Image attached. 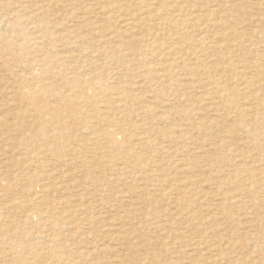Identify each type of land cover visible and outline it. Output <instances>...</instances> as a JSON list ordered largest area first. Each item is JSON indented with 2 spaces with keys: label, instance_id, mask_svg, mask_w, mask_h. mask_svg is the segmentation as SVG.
Listing matches in <instances>:
<instances>
[{
  "label": "rangeland",
  "instance_id": "374dc122",
  "mask_svg": "<svg viewBox=\"0 0 264 264\" xmlns=\"http://www.w3.org/2000/svg\"><path fill=\"white\" fill-rule=\"evenodd\" d=\"M9 1L0 264H264V0H165L197 55L153 0H51L42 24L13 10L47 0Z\"/></svg>",
  "mask_w": 264,
  "mask_h": 264
},
{
  "label": "bare ground",
  "instance_id": "6f19581e",
  "mask_svg": "<svg viewBox=\"0 0 264 264\" xmlns=\"http://www.w3.org/2000/svg\"><path fill=\"white\" fill-rule=\"evenodd\" d=\"M1 1V0H0ZM11 1V0H10ZM9 1V2H10ZM16 1V0H15ZM40 1V0H39ZM58 1V0H57ZM93 1V0H92ZM97 1V0H96ZM150 1H152V0H150ZM168 1V0H167ZM4 2V1H3ZM8 2V3H9ZM26 2V1H25ZM153 2L156 4H158V6H159V9H157L158 10V12L156 13V14H151L152 15V18H150V17H148V18H145V21H153L152 22V27L153 28H156L157 26H160V24L161 23H165V25H167V26H170V27H172V28H174V29H172V31H174L175 30V35L176 36H178V41H175V42H177V43H179L181 46H183V47H186L188 50H190V53L192 54V55H197V53H196V51L190 46V45H188L187 44V42L184 40V36H183V32H182V29L184 28V24L182 23V20L180 21L179 19H178V16H177V9H175V7L174 6H172V8H170V7H168L167 5L168 4H166V2H165V0H153ZM219 2V1H218ZM2 3V2H1ZM7 3V4H8ZM10 3H12V2H10ZM43 3V2H42ZM105 3V2H104ZM107 3V2H106ZM3 4V3H2ZM6 4V5H7ZM18 4V8L17 9H15V10H13V11H15L16 13H17V16H19V17H22L24 20H32L33 18H36V20H37V17L39 18V22H38V24H42V17H45L46 15H49V16H51L52 18L54 17V13H51L52 11L50 10V8H52V6H53V4H54V2L52 1L51 2V0H47V3L46 4H42L41 6L40 5H38L37 7H36V10L35 11H28V12H26L24 9H28V6L25 8L23 5H21V4H19V3H17ZM26 4H28V3H26ZM10 5H12V4H10ZM9 5V6H10ZM106 5V4H105ZM105 5H104V7H105ZM111 6H112V4H110ZM109 5V7H110V9H111V6ZM170 5V4H169ZM216 5H218V3L216 4ZM99 6H100V4H99ZM103 7V6H102ZM121 7V6H120ZM11 8V7H10ZM96 8V7H95ZM100 8V10H99V14H102L103 16H104V14H105V9L104 10H102L101 11V9H103V8H101V7H99ZM122 8V7H121ZM177 8V7H176ZM14 9V8H13ZM53 9V8H52ZM109 9V10H110ZM112 9H115L114 7L112 8ZM124 9V8H123ZM6 10H8V9H6ZM108 10V11H109ZM117 10H118V8H117ZM177 10V11H176ZM203 10V9H202ZM51 11V12H50ZM87 11V10H86ZM90 11V10H89ZM95 11H98V10H95ZM107 11V10H106ZM111 11V10H110ZM123 11V10H122ZM180 11H182V9L180 10ZM180 11H179V13H180ZM184 11V10H183ZM53 12H54V10H53ZM88 12V11H87ZM91 12H94V10L92 9L91 11H90V13ZM113 12V11H112ZM116 12V11H115ZM126 12H128V11H126ZM9 13V12H8ZM89 12H88V15L90 14ZM107 13V12H106ZM111 12H109V14H110ZM129 13V12H128ZM128 13H126V14H128ZM131 13V12H130ZM182 13V12H181ZM193 13V12H192ZM75 14V15H74ZM73 15H74V17L77 15V13H74ZM80 14V13H79ZM133 14V13H132ZM196 14V13H195ZM45 15V16H44ZM72 15V14H71ZM83 15V14H82ZM96 15V14H95ZM119 15V14H118ZM138 14H134V15H129V17H133V16H137ZM150 15V16H151ZM182 15V14H181ZM56 16V15H55ZM59 16H61V15H59ZM78 16V15H77ZM76 16V17H77ZM87 16V15H86ZM91 16H93L92 14H91ZM107 16V15H106ZM111 16V15H110ZM124 16H126V15H124ZM138 16H140V15H138ZM142 16V15H141ZM84 17H85V14H84ZM88 17V16H87ZM95 17V16H94ZM142 17H144V16H142ZM42 18V19H41ZM48 18V17H47ZM80 18H81V15H80ZM117 18V17H116ZM120 18V17H119ZM122 18H124V17H122ZM140 18V17H139ZM79 19V18H78ZM87 19V18H86ZM89 19V18H88ZM193 19V18H192ZM92 19L90 18V21H91ZM131 20V18H129V20L127 19V18H125V19H123L122 21L123 22H126V21H130ZM161 20L163 21V22H161ZM5 21V20H4ZM21 21V20H20ZM49 21V20H48ZM89 20H87L86 22H89V23H91ZM99 21H101L100 19H99ZM98 21V22H99ZM121 21V20H120ZM131 21H134V20H131ZM138 21H140V20H138ZM144 21V22H145ZM198 21V20H197ZM19 22V21H18ZM80 22V21H79ZM85 22V21H84ZM105 22V21H104ZM141 22V21H140ZM143 22V23H144ZM3 23V22H2ZM30 23V22H29ZM51 23H52V21H51ZM1 24V23H0ZM4 24V23H3ZM21 24V23H20ZM87 24V23H86ZM92 24V23H91ZM90 24V26H93V25H91ZM96 24H97V22H96ZM100 24V23H99ZM127 24V23H126ZM138 24V23H137ZM136 24V25H137ZM191 24V23H190ZM30 25V24H29ZM44 25V24H43ZM82 25V24H81ZM95 25V24H94ZM139 25V24H138ZM164 24H163V26H165ZM4 26V25H3ZM27 26V25H26ZM79 26V25H78ZM89 26V25H88ZM87 26V27H88ZM101 26V25H100ZM100 26H94L93 28H91V29H94L95 31H98L99 32V35H100V33H101V30L104 32V33H101L103 36H105L106 34H105V29L103 28V26L102 27H100ZM150 26V25H149ZM42 27H44V26H42ZM77 27V26H76ZM151 27V26H150ZM33 28H36V27H33ZM46 28V27H45ZM80 28H81V26H80ZM84 28V27H83ZM82 28V29H83ZM122 28H123V26H122ZM136 28H138L137 26H136ZM142 28V27H141ZM165 28H167V27H165ZM218 28V27H217ZM222 28V27H221ZM81 29V30H82ZM85 29V28H84ZM91 29H90V31H91ZM97 29V30H96ZM161 29H162V27H161ZM164 29V28H163ZM9 30V29H8ZM43 30V29H42ZM48 30V29H47ZM3 31V30H2ZM44 31V30H43ZM61 31V30H60ZM83 31V30H82ZM82 31H79V36H77L76 34V40L77 41H83L84 40V38H85V36L82 34ZM135 31V30H134ZM134 31H132L133 33H134ZM153 33H151L150 35H149V38L148 39H157L158 38V30L157 31H155L154 29H153ZM57 32V31H56ZM89 32V31H88ZM23 33V32H22ZM107 33V32H106ZM112 33V32H111ZM191 33V32H190ZM192 33H194V32H192ZM26 34V33H25ZM53 34V33H52ZM51 34V35H52ZM88 34V33H87ZM86 33H85V35H87ZM110 34V33H109ZM108 34V35H109ZM165 34V33H164ZM189 34V33H188ZM216 34V33H215ZM229 34V33H228ZM50 35V36H51ZM54 35V34H53ZM95 35V34H94ZM197 35V34H196ZM225 35H227V34H225ZM230 35V34H229ZM24 36V35H23ZM64 36H65V34H64ZM63 36V37H64ZM73 36V35H72ZM91 36V35H90ZM93 36V35H92ZM173 36V35H172ZM218 36V35H217ZM1 37V36H0ZM44 37V36H43ZM96 37V36H95ZM136 37V36H135ZM146 37V36H145ZM160 37V36H159ZM163 37V36H162ZM188 37V36H187ZM191 37H192V35H191ZM224 37V36H223ZM233 37H235V35L233 36ZM69 38H71V37H69ZM75 38V37H74ZM92 38V37H91ZM91 38H90V41H91ZM94 38V37H93ZM92 38V39H93ZM164 38V37H163ZM189 38H190V36H189ZM193 38H195V37H193ZM214 38H215V36H214ZM218 38H221V37H218ZM217 38V39H218ZM32 39V38H31ZM64 39V38H63ZM95 39V38H94ZM145 39V38H144ZM222 39V38H221ZM225 39V38H224ZM223 39V40H224ZM231 39H233V38H231ZM33 40V39H32ZM68 40V39H67ZM86 40V39H85ZM102 40H104V39H101L100 40V42L102 43L103 41ZM106 40V39H105ZM123 40V39H122ZM147 40V39H146ZM161 40H163V39H161ZM175 40V39H174ZM173 40V41H174ZM214 40V39H213ZM222 40V41H223ZM227 40V39H226ZM0 41H2V40H0ZM71 41V40H70ZM73 41V40H72ZM87 41H89V40H87ZM145 41V40H144ZM152 41V40H151ZM191 41H192V38H191ZM195 41V40H194ZM64 42V41H63ZM75 42V41H74ZM99 42V41H98ZM146 42V41H145ZM216 42H218V41H216ZM91 44L93 43V42H90ZM95 43H97V42H94L93 43V45L95 44ZM126 44H124L123 45V47H121V49L120 50H118V52L119 53H121L122 52V54L123 55H128V53H127V49L128 50H130V49H135L136 50V45H137V43H139L137 40H135L134 39V41H127V42H125ZM147 43V42H146ZM146 43H144V46H145V44ZM152 43H153V41H152ZM156 43V42H155ZM176 43V44H177ZM88 44H89V42H88ZM87 44V45H88ZM91 44H89L90 46H92ZM201 44V43H200ZM211 44V43H210ZM75 45H77V43H75ZM80 45V44H79ZM97 45H101V44H97ZM105 45V44H104ZM25 46V45H24ZM143 46V45H142ZM158 46V44H156V47ZM194 46V45H193ZM74 47V46H73ZM151 47V46H150ZM154 47V46H153ZM165 47V46H164ZM99 47L97 46V49H98ZM118 48V47H117ZM143 48V47H142ZM152 48V47H151ZM150 48V49H151ZM177 48H178V46H177ZM223 48V47H222ZM221 48V49H222ZM87 49V48H86ZM91 49V48H90ZM115 49V48H114ZM153 49V48H152ZM155 49V48H154ZM158 49V48H157ZM176 49V48H175ZM80 50V49H79ZM92 50H94V49H92ZM103 50V49H102ZM148 50V49H147ZM176 50H178V49H176ZM183 50V49H182ZM83 51V50H82ZM115 51V50H114ZM113 51V52H114ZM131 51V50H130ZM152 51V50H151ZM216 51V50H215ZM222 51V50H221ZM90 52V51H89ZM88 52V53H89ZM91 52H93V51H91ZM102 52V51H101ZM105 52H107V51H105ZM110 52H112V51H110ZM109 52V53H110ZM117 52V51H116ZM117 52V53H118ZM217 52V51H216ZM216 52H215V54H216ZM82 53V52H81ZM87 53V52H86ZM148 53V52H147ZM108 54V53H107ZM134 54V53H133ZM49 55V54H48ZM87 55V54H86ZM89 55V54H88ZM188 55V54H187ZM114 56V55H113ZM58 57H60V55L58 56ZM65 56H63V58H64ZM110 57V56H109ZM128 57V56H127ZM161 57H163V56H160V58ZM211 57V56H210ZM139 58H140V56H139ZM157 58H158V56H157ZM31 59V58H30ZM65 59V58H64ZM69 59H70V57H69ZM198 59V58H197ZM196 59V60H197ZM209 59V58H208ZM54 60V59H53ZM56 60V59H55ZM116 59H114L113 60V64L118 60H120V58L119 59H117L116 61H115ZM121 61V60H120ZM122 61H123V58H122ZM121 61V62H122ZM141 61V60H140ZM142 61H144V59H142ZM141 61V62H142ZM110 62H111V59H110ZM199 62V61H198ZM215 61H213V63H214ZM242 62V61H241ZM118 63V62H117ZM120 63V62H119ZM123 63H124V61L121 63L122 64V66H124L123 65ZM135 63V62H134ZM133 63V64H134ZM54 64H55V62H54ZM130 64H132V63H130ZM243 64V63H242ZM255 66H257V64H254ZM260 67V66H259ZM98 68H99V66H98ZM114 68H116V67H114ZM149 68H151V67H149ZM171 68H173V67H171ZM170 68V69H171ZM256 68V67H255ZM55 69V68H54ZM147 69V68H146ZM164 69V68H163ZM245 69H246V67H245ZM257 69H258V67H257ZM65 70V69H64ZM121 70H122V68H121ZM242 70V69H241ZM114 71V70H113ZM142 71H145V70H142ZM149 71V70H148ZM152 72L153 71H155L154 70V67L152 68V70H151ZM151 71H149V72H151ZM162 71V70H161ZM16 72V71H15ZM93 72V71H92ZM148 72V73H149ZM158 72V71H157ZM227 72H228V70H227ZM262 72V71H261ZM116 73V72H115ZM124 73V72H123ZM145 73V72H144ZM170 73V72H169ZM225 73V72H224ZM113 74V73H112ZM152 74V73H151ZM166 74V73H165ZM205 74V73H204ZM207 74V73H206ZM209 74V73H208ZM148 75H150V74H148ZM148 75L146 76V77H148ZM86 76V75H85ZM84 76V77H85ZM97 76V75H96ZM95 76V77H96ZM160 76V75H159ZM205 76V75H204ZM145 77V78H146ZM212 77V76H211ZM17 78H19V77H17ZM97 78V77H96ZM203 78H205V77H203ZM34 79H35V77H34ZM79 80V79H78ZM96 80V79H95ZM146 80V79H145ZM16 81V80H15ZM88 81V80H87ZM128 81V80H127ZM249 81H251V80H249ZM124 82V81H123ZM215 82V81H214ZM219 82H220V80H219ZM88 83V82H87ZM96 83V82H95ZM127 83V82H126ZM249 83V82H248ZM254 83V82H253ZM23 84V83H22ZM139 84V83H138ZM207 84V83H206ZM213 84V83H212ZM215 84V83H214ZM222 84V83H221ZM32 85V84H31ZM70 85H71V83H70ZM137 85V84H136ZM250 85H252V84H250ZM25 86V85H24ZM34 86H36V85H34ZM74 86H75V84H74ZM81 86H83V85H81ZM80 86V87H81ZM88 86V85H87ZM90 86V85H89ZM228 86V85H227ZM226 87V86H225ZM248 88L249 87H251V86H247ZM252 87H254L253 85H252ZM70 88H71V86H70ZM90 88V87H89ZM88 88V89H89ZM91 88H95V87H91ZM183 88V87H182ZM187 87L185 86V89H186ZM221 88V87H220ZM75 89L77 90V88L75 87ZM252 89V88H251ZM84 90V89H83ZM90 90V89H89ZM222 90V89H221ZM243 90H244V88H243ZM247 90V89H246ZM246 90H245V92L244 93H246ZM255 90V89H254ZM82 91V90H81ZM223 91V90H222ZM84 92V91H83ZM91 92H92V90H91ZM251 92V91H250ZM78 94V93H77ZM95 94V93H94ZM39 95V94H38ZM81 95V94H80ZM84 95V94H83ZM239 95H241L240 93H239ZM239 95H236V96H239ZM248 95V94H247ZM93 97H95V96H93ZM140 97V96H139ZM138 97V98H139ZM226 97V96H225ZM228 97V96H227ZM83 98V97H82ZM85 98V97H84ZM83 98V99H84ZM134 98V97H133ZM237 98V97H236ZM239 98H241V97H239ZM86 99L89 101V97H86ZM135 99H137V98H135ZM135 99H134V101H135ZM141 99V98H140ZM243 99V98H242ZM27 100V99H26ZM238 100V99H237ZM206 101V100H205ZM225 101V100H224ZM239 101V100H238ZM238 101H236V102H238ZM242 101V100H241ZM218 103V102H217ZM241 103V102H240ZM79 104V103H78ZM84 104V103H83ZM234 104V103H233ZM237 104V103H236ZM209 105V104H208ZM215 105V104H214ZM33 106V105H32ZM35 106V105H34ZM83 106V105H82ZM88 106H90L89 104H88ZM216 106V105H215ZM240 106V105H239ZM81 107V106H80ZM94 107V106H93ZM234 108V107H233ZM84 109H86V107L84 108ZM64 110V109H63ZM238 110V109H237ZM62 111V110H61ZM67 111V110H66ZM176 111V110H175ZM239 111V110H238ZM236 112V111H235ZM67 113V112H66ZM133 113V112H132ZM131 113V114H132ZM147 114V113H146ZM145 114V115H146ZM186 114V113H185ZM142 115V114H141ZM241 115V114H240ZM264 115V114H263ZM237 116V115H236ZM60 117V116H59ZM66 117V116H65ZM242 117V116H241ZM62 118V117H61ZM58 120H60V119H58ZM63 122H65V121H63ZM70 123V122H69ZM148 123V122H147ZM68 124V123H67ZM145 125H148V124H145ZM141 127H143V126H141ZM147 128H148V126H147ZM244 128V127H243ZM71 129V128H70ZM143 129V128H142ZM145 130V129H144ZM146 130H148V129H146ZM252 130V129H251ZM140 131V130H139ZM142 132V131H141ZM146 133H147V131H146ZM252 132H250V134H251ZM96 134V133H95ZM141 134V133H140ZM181 134V133H180ZM97 135V134H96ZM139 135V134H138ZM145 135H147V134H145ZM258 135H259V133H258ZM135 136V135H134ZM142 137H144V136H142ZM177 137V136H176ZM101 139V138H100ZM102 139H103V137H102ZM135 139H137V138H135ZM143 139V138H142ZM142 139H140L141 140V142H142ZM154 139V138H153ZM139 139H138V141H140ZM253 140H254V138H253ZM153 141V140H152ZM151 142V141H150ZM184 142H182V144H183ZM152 146V145H151ZM170 148V147H169ZM185 150V149H184ZM262 150V149H261ZM179 150L177 149V152H178ZM234 157V156H233ZM178 159H180V158H178ZM236 159V158H235ZM234 160V159H233ZM184 161V160H183ZM186 162V161H185ZM34 177H35V175H34ZM32 179V178H31ZM34 179V178H33ZM36 179V178H35ZM34 179V180H35ZM39 179V178H38ZM36 181H39V180H36ZM33 185V184H32ZM32 188V187H31ZM38 189V188H37ZM141 192H142V190H141ZM142 194V193H141ZM140 195V194H139ZM138 195V196H139ZM139 198V197H138ZM150 200V199H149ZM35 201V200H34ZM19 204V203H18ZM30 204V203H29ZM146 204V203H145ZM38 205V204H37ZM30 206V205H29ZM33 206V205H32ZM20 207H22V206H20ZM19 207V208H20ZM36 207V206H35ZM49 208V207H48ZM40 213V212H39ZM48 213V212H47ZM51 213V212H50ZM50 213H49V215H50ZM49 218H50V216H49ZM54 222V221H53ZM45 223H47V222H45ZM48 223H50V222H48ZM44 224V223H43ZM53 224V223H52ZM58 224V223H57ZM36 232V231H35ZM39 234H41V233H39ZM44 234V233H43ZM33 236H36V238H37V234L36 235H34V233H33ZM39 236V235H38ZM43 236H45V235H43ZM17 238V237H16ZM42 238V237H41ZM37 240H38V238H37ZM39 240H41V239H39ZM18 243V242H17ZM38 244V243H37ZM199 244V243H198ZM201 244V243H200ZM39 245V244H38ZM22 246V245H21ZM30 247H32V246H30ZM57 247V246H56ZM55 247V248H56ZM33 248V247H32ZM57 249V248H56ZM59 249V248H58ZM38 250V249H37ZM51 250H52V248H50V252H51ZM28 251H31V249L29 248V250ZM40 251V250H39ZM53 251H54V249H53ZM59 251V250H58ZM57 252V251H56ZM216 252V251H215ZM59 252H57L56 253V255L58 254ZM53 255H55V254H53ZM41 257V255L39 256V258ZM37 258V257H36Z\"/></svg>",
  "mask_w": 264,
  "mask_h": 264
}]
</instances>
